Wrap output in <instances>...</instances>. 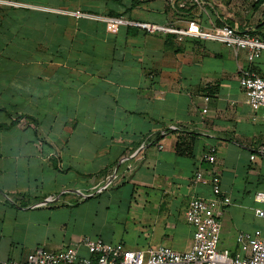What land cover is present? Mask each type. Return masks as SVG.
<instances>
[{"label": "crops", "instance_id": "obj_1", "mask_svg": "<svg viewBox=\"0 0 264 264\" xmlns=\"http://www.w3.org/2000/svg\"><path fill=\"white\" fill-rule=\"evenodd\" d=\"M69 11L226 23L264 40V12L243 15L241 0H0V259L85 235L187 250L184 211L214 194L212 174L230 199L217 210L218 248L236 252L239 232L263 226V108L246 103L238 78L264 75V49L249 60L216 40ZM209 146L213 165L200 159Z\"/></svg>", "mask_w": 264, "mask_h": 264}, {"label": "built area", "instance_id": "obj_2", "mask_svg": "<svg viewBox=\"0 0 264 264\" xmlns=\"http://www.w3.org/2000/svg\"><path fill=\"white\" fill-rule=\"evenodd\" d=\"M68 13L74 17L99 19L114 25H133L148 32H170L175 34L178 40L184 36L216 40L235 50L245 49L249 60L257 58L264 49V40L226 23L203 30L195 22L177 28L127 20L122 16H100L80 11ZM238 80L246 103L253 109L263 108L264 119V75L250 69H242ZM259 156L264 159V146L259 147ZM256 157L257 154H250L251 160ZM200 159L213 165L216 161L215 148L209 146ZM202 178V173L197 172L192 182H198ZM211 185L214 192L211 197L193 196L184 211L185 221L193 228L192 242L187 250L178 251L165 245L132 249L125 247L121 242L85 235L60 250L38 246L27 253L24 260L0 259V264H264V190H257L254 194V199L260 203L254 207V214L263 220V226L251 232H239L236 237L238 250L231 252L218 248L220 221L217 212L219 207L228 204L230 199L218 195L219 178L216 174L211 175ZM81 249H84V254Z\"/></svg>", "mask_w": 264, "mask_h": 264}, {"label": "rangeland", "instance_id": "obj_3", "mask_svg": "<svg viewBox=\"0 0 264 264\" xmlns=\"http://www.w3.org/2000/svg\"><path fill=\"white\" fill-rule=\"evenodd\" d=\"M241 3H242L243 15H246L247 17L249 15L250 16L253 15L254 13H255L254 16H259L256 15L259 13V11L264 12V0H241ZM263 18H264V14L262 15V19Z\"/></svg>", "mask_w": 264, "mask_h": 264}]
</instances>
